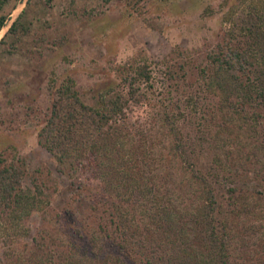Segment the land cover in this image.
<instances>
[{
  "label": "rangeland",
  "instance_id": "obj_1",
  "mask_svg": "<svg viewBox=\"0 0 264 264\" xmlns=\"http://www.w3.org/2000/svg\"><path fill=\"white\" fill-rule=\"evenodd\" d=\"M230 1L6 0L2 4L0 157L23 163L22 186L40 185L44 202L18 222L26 232L22 237L12 229L6 231L0 222V264L13 255L27 256L29 248L22 243L40 238L41 228L63 244L75 223L83 224L86 236L95 233L97 216L84 194L90 198L101 178L92 177L91 164L81 172L57 163L39 141L56 88L64 81L71 80L89 104L107 89L125 94L132 83L134 97L124 107L125 120L129 129L149 130L147 138L140 131L132 136L135 143L143 138L141 142L148 145L154 158L150 176L159 177L161 190L180 191L194 170L211 164L221 163L226 174L238 177L264 175V120L256 125L236 119L225 123L215 93L202 83L207 54L223 42L242 12L241 0H234V7L228 6ZM226 12L230 19H225ZM165 111L175 117L192 165L178 153L169 154L174 137L162 121ZM130 143L127 137L126 151L117 155L127 154ZM167 173L164 182L161 176ZM79 184L83 189L77 188ZM254 198L260 217L264 195ZM249 220L248 224L254 221ZM254 222L264 228V216ZM257 261L251 251L244 262Z\"/></svg>",
  "mask_w": 264,
  "mask_h": 264
},
{
  "label": "trees",
  "instance_id": "obj_2",
  "mask_svg": "<svg viewBox=\"0 0 264 264\" xmlns=\"http://www.w3.org/2000/svg\"><path fill=\"white\" fill-rule=\"evenodd\" d=\"M5 1L0 0V9ZM234 5V0L228 3ZM240 5L238 20L207 54L201 77L215 93L225 123L236 119L256 125L264 120V0H241ZM4 24L0 15V30ZM128 85L125 94L105 90L94 104L81 99L71 80L56 88L39 141L57 163L81 172L91 164L92 177L101 178L90 198L84 194L97 216L95 233L86 236L83 224L75 223L63 244L41 228L39 239L22 243L30 253L19 259L13 255L5 264H240L243 258L246 264L251 251L264 264V228L254 222L264 215L259 217L253 204L255 195H264V175L242 178L226 174L221 163L211 164L194 170L180 191L161 190L159 177L150 176L154 158L148 145L132 136L140 131L147 138L149 130L129 129L125 120L124 107L134 97ZM162 121L174 137L169 154L178 153L192 165L175 117L165 111ZM127 137L128 152L118 156ZM23 173L21 161L0 157V222L21 237L26 232L18 222L44 202L40 185L22 186ZM162 175L165 182L169 173ZM249 218L254 221L248 224Z\"/></svg>",
  "mask_w": 264,
  "mask_h": 264
}]
</instances>
